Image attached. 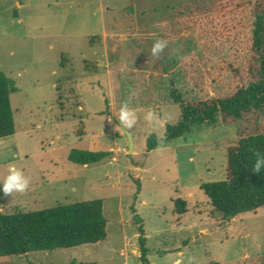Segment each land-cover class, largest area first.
<instances>
[{"label": "rangeland", "instance_id": "obj_1", "mask_svg": "<svg viewBox=\"0 0 264 264\" xmlns=\"http://www.w3.org/2000/svg\"><path fill=\"white\" fill-rule=\"evenodd\" d=\"M257 1L0 0V71L18 89L10 96L16 132L0 139V188L12 166L28 181L24 192L0 191V210L101 199L107 221L102 242L0 264H144L132 207L149 264H264V207L225 219L201 190L225 179L227 149L252 131L254 116L219 117L146 148L150 135L178 122L172 90L197 102L248 86ZM157 40L166 47L154 57ZM124 104L131 129L119 120ZM72 149L108 155L81 166L68 161ZM177 198L184 215L174 212Z\"/></svg>", "mask_w": 264, "mask_h": 264}, {"label": "trees", "instance_id": "obj_2", "mask_svg": "<svg viewBox=\"0 0 264 264\" xmlns=\"http://www.w3.org/2000/svg\"><path fill=\"white\" fill-rule=\"evenodd\" d=\"M253 18L248 67L251 81L248 86L238 88L230 96L197 102H185L179 93L172 90L173 102L180 110L178 122L166 124L162 137L152 134L146 141L147 150L152 151L191 133L195 126L215 125L219 117L224 123H240L254 116L252 131L239 135L237 143L227 149L225 179L201 186L214 210L225 219L264 207V167L259 173L253 171L256 153L264 155V122L258 120L264 117V0L255 3ZM17 91L15 81L0 71V139L16 132L10 96ZM107 155L103 151L72 149L67 159L85 166L99 163ZM173 205L175 214L180 216L187 212V203L183 199H175ZM131 211L137 226L140 260L149 264L142 219L134 207ZM106 226L101 199L10 214L0 210V258L96 244L107 239Z\"/></svg>", "mask_w": 264, "mask_h": 264}, {"label": "clouds", "instance_id": "obj_3", "mask_svg": "<svg viewBox=\"0 0 264 264\" xmlns=\"http://www.w3.org/2000/svg\"><path fill=\"white\" fill-rule=\"evenodd\" d=\"M165 47L166 43L164 41L157 40L152 46V55L154 57L158 56V54L161 53ZM131 115L132 113L128 110L127 105H122L120 109L119 120L121 121V124L127 129H131L133 124L136 122L135 119H130ZM262 167H264V155L256 153L253 171L255 173H259ZM8 172L9 175H7L5 178L3 187L0 188V191H2L5 196L10 195L12 192H24L28 188V181L21 180V172L18 171L14 166L9 167ZM177 264H179V262H177Z\"/></svg>", "mask_w": 264, "mask_h": 264}, {"label": "water", "instance_id": "obj_4", "mask_svg": "<svg viewBox=\"0 0 264 264\" xmlns=\"http://www.w3.org/2000/svg\"><path fill=\"white\" fill-rule=\"evenodd\" d=\"M125 135L127 136L128 142H129V153H132L134 151V143H133V137L132 134L129 133L126 130H123Z\"/></svg>", "mask_w": 264, "mask_h": 264}, {"label": "crops", "instance_id": "obj_5", "mask_svg": "<svg viewBox=\"0 0 264 264\" xmlns=\"http://www.w3.org/2000/svg\"><path fill=\"white\" fill-rule=\"evenodd\" d=\"M133 143H134V141H133ZM145 230V229H144ZM146 236V235H145ZM147 238V237H146Z\"/></svg>", "mask_w": 264, "mask_h": 264}]
</instances>
